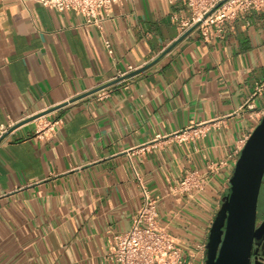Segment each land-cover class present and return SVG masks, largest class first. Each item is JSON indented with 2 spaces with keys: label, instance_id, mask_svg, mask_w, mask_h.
I'll return each instance as SVG.
<instances>
[{
  "label": "crops",
  "instance_id": "crops-1",
  "mask_svg": "<svg viewBox=\"0 0 264 264\" xmlns=\"http://www.w3.org/2000/svg\"><path fill=\"white\" fill-rule=\"evenodd\" d=\"M175 12L191 11L122 0L100 29L38 0H0V126L13 124L0 140V264H118L113 238L144 202L133 165L185 254L208 240L264 111V93L247 106L264 80V10L211 41L183 33ZM38 115L62 121L41 139ZM196 127L206 134L180 140ZM188 170L205 182L190 202L171 193Z\"/></svg>",
  "mask_w": 264,
  "mask_h": 264
},
{
  "label": "built area",
  "instance_id": "built-area-1",
  "mask_svg": "<svg viewBox=\"0 0 264 264\" xmlns=\"http://www.w3.org/2000/svg\"><path fill=\"white\" fill-rule=\"evenodd\" d=\"M122 0H38L42 5L57 11H73L85 17V24L103 28V22L107 20L115 4ZM182 1L190 9V15L179 12L172 14L171 18L178 23L184 32L197 29L205 41H211L214 36H223L227 23L234 21L242 12L251 10H264V0H169L171 3ZM105 45L110 54L114 50L109 39ZM134 67H129L133 71ZM126 72V73H128ZM126 73H120L123 76ZM264 93V80L259 82L251 94L247 106L256 108L255 100ZM108 93H102L100 98H105ZM256 116L261 121L264 111L257 110ZM32 117V116H30ZM37 120L36 136L45 138L49 131L59 125L62 120H48L42 115L33 116ZM13 124L0 126V136ZM205 129L201 127L191 128L181 132L180 140L203 137ZM249 136L241 140L242 145L236 153H240ZM209 168L214 164L210 163ZM135 176L139 181L144 202L133 218L131 228L114 236L112 257L118 264H206V244L208 240L200 241L195 245V257L189 258L176 239L161 225L158 215V199L154 197L144 184L142 175L133 165ZM205 190V182L202 180L199 170H188L185 176L171 188L173 195L184 196L187 202L199 197ZM209 239V238H208Z\"/></svg>",
  "mask_w": 264,
  "mask_h": 264
},
{
  "label": "water",
  "instance_id": "water-1",
  "mask_svg": "<svg viewBox=\"0 0 264 264\" xmlns=\"http://www.w3.org/2000/svg\"><path fill=\"white\" fill-rule=\"evenodd\" d=\"M160 58L124 78L149 68ZM12 130L2 134L0 140ZM263 181L264 116L250 134L235 164L229 192L223 198L210 229L206 264H264V218L259 223L257 220Z\"/></svg>",
  "mask_w": 264,
  "mask_h": 264
},
{
  "label": "rangeland",
  "instance_id": "rangeland-1",
  "mask_svg": "<svg viewBox=\"0 0 264 264\" xmlns=\"http://www.w3.org/2000/svg\"><path fill=\"white\" fill-rule=\"evenodd\" d=\"M264 218V181L261 187L260 195H259V201H258V210H257V220L258 223L261 222V220ZM183 246L182 244H180ZM191 255V254H190ZM195 257V252L193 250V255ZM192 256H188L189 258H192ZM196 261H200L199 257H195Z\"/></svg>",
  "mask_w": 264,
  "mask_h": 264
}]
</instances>
